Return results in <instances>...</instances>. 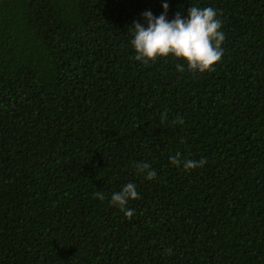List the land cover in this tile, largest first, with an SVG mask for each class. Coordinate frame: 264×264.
<instances>
[{"label":"trees","instance_id":"1","mask_svg":"<svg viewBox=\"0 0 264 264\" xmlns=\"http://www.w3.org/2000/svg\"><path fill=\"white\" fill-rule=\"evenodd\" d=\"M165 2L217 12L213 71L135 59ZM0 264H264V0H0Z\"/></svg>","mask_w":264,"mask_h":264},{"label":"clouds","instance_id":"2","mask_svg":"<svg viewBox=\"0 0 264 264\" xmlns=\"http://www.w3.org/2000/svg\"><path fill=\"white\" fill-rule=\"evenodd\" d=\"M163 13L159 17L153 16L146 11L143 16L146 26L136 22L131 28L134 38L131 45L135 50V59L147 65L155 62L158 58L169 56L177 61H183L187 69L193 73L201 74L214 70L224 55L222 45L225 34L221 31L222 21L212 7L198 8L191 6L187 15L177 13L171 21L167 19L169 4L163 3ZM177 71L184 72L185 67L177 64ZM182 118L177 117L173 124H183ZM170 163L179 167L183 163L185 171L202 168L207 161L205 159L181 161L180 153L170 155ZM138 173L144 174L149 181L156 178V171L152 166L141 161L135 165ZM94 199L104 200L102 192L94 193ZM139 199L136 186L128 183L122 186L121 191L111 195L112 206L118 207L123 215L131 220L134 210L127 208L128 202ZM171 254V249L165 250Z\"/></svg>","mask_w":264,"mask_h":264}]
</instances>
